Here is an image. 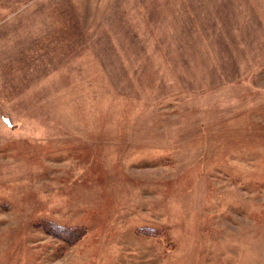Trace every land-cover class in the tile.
Here are the masks:
<instances>
[{"label": "rangeland", "instance_id": "1", "mask_svg": "<svg viewBox=\"0 0 264 264\" xmlns=\"http://www.w3.org/2000/svg\"><path fill=\"white\" fill-rule=\"evenodd\" d=\"M0 264H264V0H0Z\"/></svg>", "mask_w": 264, "mask_h": 264}, {"label": "trees", "instance_id": "2", "mask_svg": "<svg viewBox=\"0 0 264 264\" xmlns=\"http://www.w3.org/2000/svg\"><path fill=\"white\" fill-rule=\"evenodd\" d=\"M45 228L48 231H55L59 235L64 234L65 238L72 243L78 240L85 232L84 227H68L66 225H61L52 220H43ZM64 238V239H65Z\"/></svg>", "mask_w": 264, "mask_h": 264}]
</instances>
